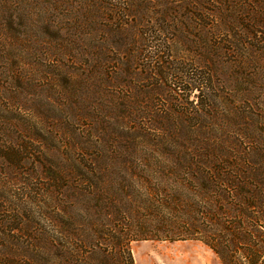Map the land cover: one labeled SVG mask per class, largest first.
Masks as SVG:
<instances>
[{
  "label": "rangeland",
  "instance_id": "obj_1",
  "mask_svg": "<svg viewBox=\"0 0 264 264\" xmlns=\"http://www.w3.org/2000/svg\"><path fill=\"white\" fill-rule=\"evenodd\" d=\"M158 6L0 0V264H114L124 247L135 264H223L185 238L187 215L146 208L163 187L193 200V176L141 158L264 169V54L211 48L204 25Z\"/></svg>",
  "mask_w": 264,
  "mask_h": 264
},
{
  "label": "trees",
  "instance_id": "obj_2",
  "mask_svg": "<svg viewBox=\"0 0 264 264\" xmlns=\"http://www.w3.org/2000/svg\"><path fill=\"white\" fill-rule=\"evenodd\" d=\"M156 1L164 8L163 11L169 10L173 14L174 20L178 19L177 12H187L189 15H184L185 20L204 25L209 32V44L216 42L211 48L224 47L225 52L232 54H264V0ZM120 8L123 18L130 21L132 17H137L131 15L133 9L129 5ZM137 18L148 26L144 16L139 15ZM148 28L149 37L156 39L157 31L152 26ZM191 75L195 88L202 90L211 87L208 84V73L192 72ZM198 77L202 81H196ZM171 154L170 157L163 154L145 155L141 161L147 165L159 164L163 167V171H160L163 175L188 173L193 176L195 187L191 192L195 197L193 200L188 198L187 194L191 190L189 186L182 185L184 187L174 191L165 187L155 189L147 197V210L157 206L168 212L179 211L187 215L188 219L184 224L190 231L185 238L206 243L223 264H264V169L244 166L252 158L247 155L239 157L240 164H234V158L229 157L231 162L227 166L226 159L218 160L215 156H209L210 154ZM171 165L174 167H170ZM158 224L161 228L171 223L162 220ZM163 237L175 238L174 235ZM156 238L160 237L156 235ZM127 243L126 241L125 245ZM123 249L126 256L114 251L116 256L113 254V258H118L116 262L113 260L114 264H135L130 250L127 247ZM50 250L53 255V250Z\"/></svg>",
  "mask_w": 264,
  "mask_h": 264
}]
</instances>
